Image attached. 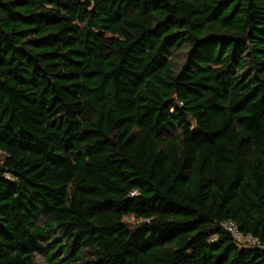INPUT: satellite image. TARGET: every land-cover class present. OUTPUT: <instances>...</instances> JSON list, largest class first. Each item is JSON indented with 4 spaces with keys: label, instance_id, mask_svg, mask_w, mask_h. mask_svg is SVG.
<instances>
[{
    "label": "trees",
    "instance_id": "trees-1",
    "mask_svg": "<svg viewBox=\"0 0 264 264\" xmlns=\"http://www.w3.org/2000/svg\"><path fill=\"white\" fill-rule=\"evenodd\" d=\"M225 220L264 245V0H0V264H264Z\"/></svg>",
    "mask_w": 264,
    "mask_h": 264
},
{
    "label": "built area",
    "instance_id": "built-area-1",
    "mask_svg": "<svg viewBox=\"0 0 264 264\" xmlns=\"http://www.w3.org/2000/svg\"><path fill=\"white\" fill-rule=\"evenodd\" d=\"M220 226L229 232L234 240L242 245L254 247V246H264L260 239L254 237L252 235H244L240 229L238 228L237 224L233 220H225L220 223ZM217 237L213 236L211 240H215Z\"/></svg>",
    "mask_w": 264,
    "mask_h": 264
},
{
    "label": "rangeland",
    "instance_id": "rangeland-1",
    "mask_svg": "<svg viewBox=\"0 0 264 264\" xmlns=\"http://www.w3.org/2000/svg\"><path fill=\"white\" fill-rule=\"evenodd\" d=\"M36 260L38 264H46L45 257L42 254L37 255Z\"/></svg>",
    "mask_w": 264,
    "mask_h": 264
}]
</instances>
